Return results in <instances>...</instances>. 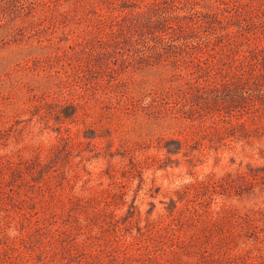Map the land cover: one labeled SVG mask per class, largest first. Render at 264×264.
Here are the masks:
<instances>
[{
  "label": "rangeland",
  "instance_id": "rangeland-1",
  "mask_svg": "<svg viewBox=\"0 0 264 264\" xmlns=\"http://www.w3.org/2000/svg\"><path fill=\"white\" fill-rule=\"evenodd\" d=\"M0 264H264V0H0Z\"/></svg>",
  "mask_w": 264,
  "mask_h": 264
}]
</instances>
